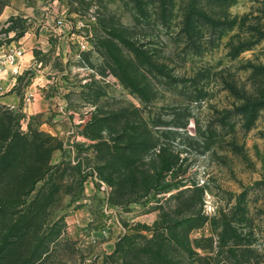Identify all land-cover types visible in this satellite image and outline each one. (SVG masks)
<instances>
[{"label":"rangeland","instance_id":"obj_1","mask_svg":"<svg viewBox=\"0 0 264 264\" xmlns=\"http://www.w3.org/2000/svg\"><path fill=\"white\" fill-rule=\"evenodd\" d=\"M134 1L0 0V48L36 62L0 97V119L29 138L27 162L35 146L52 154L26 215L1 228L0 264H148L140 250L156 230L167 236L165 220L183 221L185 242L197 225L191 254L163 242L179 264H264V0H172L143 13ZM37 74L52 105L31 115ZM126 117L147 139L136 167L154 188L123 195L105 180L120 166L101 143ZM60 120L71 134L49 130ZM12 224L19 240L5 233Z\"/></svg>","mask_w":264,"mask_h":264},{"label":"trees","instance_id":"obj_2","mask_svg":"<svg viewBox=\"0 0 264 264\" xmlns=\"http://www.w3.org/2000/svg\"><path fill=\"white\" fill-rule=\"evenodd\" d=\"M153 1L154 2H144L142 0H136L134 1L135 8L138 12L143 13L146 8H149V4H153V6L157 9L167 11L169 8L168 5L171 6L172 4V0ZM133 50L135 52V49ZM125 81L129 87L133 88L136 92L138 91L141 95L143 94V89H145V87L141 86L144 83H140L137 80V77L132 78L131 76H128ZM125 119L127 120L126 125L123 126L121 133H119L114 139H111L110 142L104 141L101 143L106 147V150L108 148L110 149L108 152L105 151L107 157H110L108 159L109 164L120 166L108 171L105 180L111 184L119 185L120 193L123 195L124 193H129V188H131L130 192H134L135 194H137L140 190H137V187L142 188V190H146L147 192L148 190L154 188V184H152V181L150 180L151 174H147L146 172L142 173L136 167V163L140 155H142L143 147L147 145V139L142 138L141 140V138L138 137L141 135V129L138 127V123L133 121L131 117L130 119H128V117ZM99 121L100 124L103 123L102 118ZM99 121L97 122V120H94V122L97 123H99ZM93 127H95V124ZM28 139L29 138L26 134L21 133L20 131L17 132L16 130L14 131L12 121L5 122L0 119V233L2 232L1 228L4 225H7V219H11V217L15 218V215L19 213L20 217H24L26 215L23 209H20V207L26 204V195L32 192L36 183L45 178V176H48L49 171L52 169V154L50 150L44 147V145L34 147L33 162L26 161L25 147L29 145ZM138 154L139 156H137ZM158 155L161 157V155L163 156V153L159 151ZM164 167L165 169H170V166L166 165ZM136 173H138V175ZM140 173L141 175H139ZM158 177H160V175H158ZM168 188L170 187L168 186ZM127 190L128 192H126ZM189 219L193 220V218ZM19 220L22 222L24 219ZM164 224V228L168 232L167 236L157 232L156 230L155 235L149 242L152 246L140 250L142 253H145L150 257L147 262L148 264H179L180 261L173 260L172 255H170V252L174 249L170 247V243L172 242L178 244V246L183 248V250L188 254L192 253L189 232L197 227V225H184L187 226L185 230L187 232V237H185L187 238V241L185 242V239L180 238L181 233L177 231L178 227L183 226L182 220H174L171 222L165 220ZM12 225H9L7 229H5V233L8 230V233L14 234V236H16L19 240V238L23 235V231L17 229L18 224ZM4 236L7 238L9 235ZM165 241L170 244L166 249L163 244ZM6 244L5 239L2 245H0V255ZM5 248H8V250L10 249L9 246ZM4 257L0 256V260Z\"/></svg>","mask_w":264,"mask_h":264},{"label":"crops","instance_id":"obj_3","mask_svg":"<svg viewBox=\"0 0 264 264\" xmlns=\"http://www.w3.org/2000/svg\"><path fill=\"white\" fill-rule=\"evenodd\" d=\"M8 17L7 10L4 11V14L2 15V18ZM5 19V20H6ZM4 50V49H3ZM2 48H0V54L2 55L3 51ZM7 50V49H6ZM3 51V52H2ZM32 53L28 52L25 53L18 59V61L13 65H7L5 70L3 71L1 77V84L4 89V93L2 96L8 97L12 93V90L14 88V84L16 81V77H19L22 75V72L31 68L32 66H35L36 62L32 60ZM35 83L28 87L27 94H29L33 100H30V103L28 104V112L31 115H37L40 113L47 112L50 109V106L52 105L51 98H47L45 95V85L43 83V75L37 74L35 78ZM7 94V95H6ZM9 94V95H8ZM1 96V97H2ZM61 116V115H59ZM69 121H63L60 120L59 123L54 124L49 129L52 133L57 135H63L71 134ZM47 125V124H46Z\"/></svg>","mask_w":264,"mask_h":264},{"label":"built area","instance_id":"obj_4","mask_svg":"<svg viewBox=\"0 0 264 264\" xmlns=\"http://www.w3.org/2000/svg\"><path fill=\"white\" fill-rule=\"evenodd\" d=\"M24 54V50L21 47L9 48L2 55L0 54V97L4 93L3 86L1 84L2 73L7 67V65L15 64L18 59Z\"/></svg>","mask_w":264,"mask_h":264},{"label":"bare ground","instance_id":"obj_5","mask_svg":"<svg viewBox=\"0 0 264 264\" xmlns=\"http://www.w3.org/2000/svg\"><path fill=\"white\" fill-rule=\"evenodd\" d=\"M13 66H15V65H13Z\"/></svg>","mask_w":264,"mask_h":264}]
</instances>
